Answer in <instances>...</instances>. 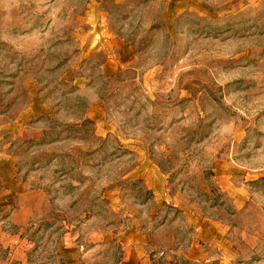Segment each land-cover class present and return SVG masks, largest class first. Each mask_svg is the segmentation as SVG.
<instances>
[{
    "label": "rangeland",
    "instance_id": "1",
    "mask_svg": "<svg viewBox=\"0 0 264 264\" xmlns=\"http://www.w3.org/2000/svg\"><path fill=\"white\" fill-rule=\"evenodd\" d=\"M135 245L264 264V0H0V264Z\"/></svg>",
    "mask_w": 264,
    "mask_h": 264
},
{
    "label": "crops",
    "instance_id": "2",
    "mask_svg": "<svg viewBox=\"0 0 264 264\" xmlns=\"http://www.w3.org/2000/svg\"><path fill=\"white\" fill-rule=\"evenodd\" d=\"M141 247H143V246H140V245H135L134 247L129 246L130 249L133 248L134 251L136 253H138L137 255H134V258H135L134 259V264H145V260L146 259H144L142 261V258L144 256H143V252H142V248ZM194 248L195 247L193 245L189 246V248L187 249L186 259L187 260H191V261H199L201 259L203 260V255L202 254L198 255L197 252L194 250ZM132 258H133V256H132ZM205 262H207V261H205Z\"/></svg>",
    "mask_w": 264,
    "mask_h": 264
}]
</instances>
